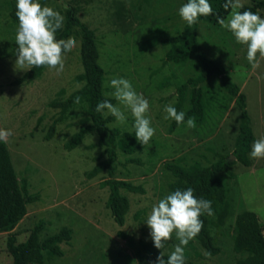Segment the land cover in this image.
<instances>
[{"label":"rangeland","instance_id":"1","mask_svg":"<svg viewBox=\"0 0 264 264\" xmlns=\"http://www.w3.org/2000/svg\"><path fill=\"white\" fill-rule=\"evenodd\" d=\"M253 1L241 0V3L251 5ZM39 2L59 11L64 16V23V5L79 6V18L96 34L99 63L106 72L105 93L112 96V79L129 80L135 91L142 93L149 102L147 115L155 134L149 145H142L133 155L119 151L116 177L145 189L144 193L122 190L129 199L130 209L125 224L119 225L107 205L109 188L102 185L109 178L108 172L87 177L88 171L107 158L105 147L98 143V134L89 133L72 150L64 146L87 118L86 107L82 105L70 110L67 118L57 124L54 136L50 140L45 138L60 115V109L51 103L66 98L83 85L76 80L83 72L80 29H75L70 36L75 38L76 45L71 52L65 53L62 73L57 75L55 69L47 68L34 81L16 84V80L30 69L20 70L15 65L18 48L15 36L19 22L12 16V10L16 0H0V129L12 133L7 145L19 180H26L29 193L40 197L28 203L27 213L12 232L18 243L23 242L41 219L46 221L41 239L57 233L64 226L73 229L71 242L62 244L63 256L46 255L43 262L32 264H137L136 251L140 242L152 241L146 223L152 205L171 193L170 184L175 179L165 168V163L208 166L225 155L232 159L239 133L240 110L220 76L214 74L201 83L209 103L205 121L196 124L195 128H188L185 123L173 133L169 132L171 119L164 118L167 115L164 108L174 106L178 98L177 85L198 75L201 64L195 56L185 63H164L169 45L149 46L146 42L182 31L186 22L178 10L185 4L184 0ZM259 15L264 18V10ZM199 40L204 52L227 68L233 81L247 96L255 140L264 137V57L257 54L259 67L253 69L246 59V46L238 44L227 29L206 21L199 22ZM164 82L165 87L162 86ZM115 106L121 108L127 121L120 124L115 119L110 125L122 131L133 130L130 110L118 101ZM189 106L188 102L186 108ZM129 158H139L141 162H129ZM250 158L252 164L249 166L240 161L233 165L234 177L227 172L217 173L226 181L232 202V211L225 224L211 225V232L222 251L206 257L207 251L195 238L184 246L188 263L235 264L246 256L234 250L237 214L244 210L254 211L264 224V158ZM212 218L217 219L215 215ZM8 236L9 232H0V264L13 261L7 249ZM168 242L165 252L171 254L179 241L173 235Z\"/></svg>","mask_w":264,"mask_h":264},{"label":"trees","instance_id":"2","mask_svg":"<svg viewBox=\"0 0 264 264\" xmlns=\"http://www.w3.org/2000/svg\"><path fill=\"white\" fill-rule=\"evenodd\" d=\"M187 2L188 0H184V3ZM209 3L212 5L214 13L219 14L225 20L231 13V9L226 11L223 8L225 0H209ZM66 5L65 23L57 31L56 38L68 39L75 29H80L82 33L81 59L83 72L76 76V80L83 82V85L70 93L66 98L57 99L51 103L53 107L60 109V115L51 124L45 138L46 140H50L54 136L57 124L67 118L70 110L82 105L86 107L87 118L82 121L80 128L71 135L64 146L67 150H72L79 146L89 133L96 132L98 134V143L105 147L107 158L99 161L88 171L87 177L90 179L103 171L108 172L109 178L102 183L103 186H108L110 191L107 205L111 209L115 221L119 225H124L130 209V202L128 197L122 193V190L144 193L145 189L142 185H136L130 181L116 177L119 164V151L133 155L141 150L142 144L136 140L134 129L122 131L117 127H112L110 123L116 119L114 116L110 114L104 116L95 111L96 105L105 99L114 105L117 101L113 96L105 93L104 82L106 72L99 63L100 51L95 31L79 18V6L72 3H66ZM245 10L260 14L264 10V0H254L251 5H244L240 9V11ZM15 12L16 4L12 10V16L17 19ZM200 21L220 26L216 15L201 16L199 21L192 26L186 23L180 33L161 40L157 38L150 39L146 43L149 46H154L158 43L169 45L164 63H185L191 56H195V59L201 64L198 75L191 76L186 81L177 85L176 92L178 98L173 107L178 112H185V123L190 117L195 120L196 124H201L205 121L209 103L206 91L201 86V83L214 74L220 76L224 88L235 97L236 104L240 110L239 133L232 152L235 160L231 159L230 155H225L208 166L200 164L184 166L178 163H165V168L170 170L175 178L170 184L171 192L177 189L186 190L191 187L195 190L194 195L197 198H204L212 202L213 215L217 219L214 220L212 215L202 216L201 219L204 221L203 230L196 239L207 252H210L211 255H217L222 249L211 232V225L216 223L219 226H223L232 211L228 186L222 177L217 176V173L227 172L234 177L232 167L237 161L247 166L251 165L252 161L249 154L256 137L247 109V96L241 91V87L233 81L227 68L210 58L202 48V43L199 40ZM47 68V66L33 67L22 77L18 78L15 83L32 82L41 77ZM166 83L168 82L166 81ZM166 83H162V86H167ZM77 98H79L78 101ZM188 102L190 106L186 108ZM184 124L178 126L171 119L169 132L173 133ZM128 161L141 162L139 158H129ZM39 198L38 194L29 193L28 182L26 180L23 182L19 180L8 145L0 141V232H9L7 249L13 258L11 264L43 262L46 255L61 257L64 255L62 244L70 243L73 238V229L64 226L57 233L41 239V233L46 225V221L41 219L32 228L28 238L18 243L17 236L12 231L27 213L28 203L37 201ZM235 228L234 250L237 253L246 254L245 257L239 259L235 264H264V224L261 222L258 214L251 210H244L238 213ZM168 245L169 242L161 250L154 246L153 240L141 241L136 251L137 264H155L161 251L165 255L164 259L167 260V256L170 255V253L165 252ZM186 264L190 263L186 261Z\"/></svg>","mask_w":264,"mask_h":264},{"label":"clouds","instance_id":"3","mask_svg":"<svg viewBox=\"0 0 264 264\" xmlns=\"http://www.w3.org/2000/svg\"><path fill=\"white\" fill-rule=\"evenodd\" d=\"M64 6L67 8L66 4ZM243 7L241 0H225L223 8L226 11L231 9L227 20L214 13L209 0H188L178 11L181 19L189 26L196 24L201 16L216 15L218 24L230 31L238 44L246 46V59L255 69L259 67L257 54L264 57V18L250 10L238 11ZM15 15L19 22L15 36V43L18 45L16 68L28 70L47 66L55 69L57 75L62 73L65 68V53L71 52L76 45L73 37L56 38L57 31L63 27L64 16L51 7L42 6L39 0H16ZM110 85L114 89L111 95L131 112L136 140L143 146L149 145L155 129L147 115L150 107L148 100L142 93L138 94L127 79H112ZM95 111L104 116H114L120 124L127 121L121 108L107 99L98 103ZM164 111L167 113L164 117L166 120L172 119L178 126L185 123L184 111L178 112L172 105H166ZM186 125L188 128H195V120L188 118ZM11 135L10 130L0 129V141L7 143ZM250 156L255 159L264 158V137L253 142ZM194 191L191 187L186 190L177 189L152 205L146 223L151 230L154 246L163 250L173 235L179 241L167 260L161 251L155 264H186L184 246L203 230L204 221L201 217L214 214L212 202L197 198ZM205 256L210 257L211 253L206 252Z\"/></svg>","mask_w":264,"mask_h":264},{"label":"water","instance_id":"4","mask_svg":"<svg viewBox=\"0 0 264 264\" xmlns=\"http://www.w3.org/2000/svg\"><path fill=\"white\" fill-rule=\"evenodd\" d=\"M235 157H234V155H232V159H234Z\"/></svg>","mask_w":264,"mask_h":264}]
</instances>
